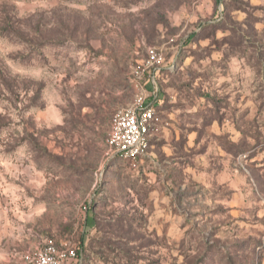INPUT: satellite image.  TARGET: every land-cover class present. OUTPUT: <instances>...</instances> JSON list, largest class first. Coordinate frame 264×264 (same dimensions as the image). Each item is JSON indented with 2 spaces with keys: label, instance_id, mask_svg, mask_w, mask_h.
Masks as SVG:
<instances>
[{
  "label": "rangeland",
  "instance_id": "obj_1",
  "mask_svg": "<svg viewBox=\"0 0 264 264\" xmlns=\"http://www.w3.org/2000/svg\"><path fill=\"white\" fill-rule=\"evenodd\" d=\"M137 86L157 121L129 161L105 139ZM43 244L264 264V0H0V264Z\"/></svg>",
  "mask_w": 264,
  "mask_h": 264
},
{
  "label": "built area",
  "instance_id": "obj_2",
  "mask_svg": "<svg viewBox=\"0 0 264 264\" xmlns=\"http://www.w3.org/2000/svg\"><path fill=\"white\" fill-rule=\"evenodd\" d=\"M163 61L160 51L149 49L142 73L150 74L159 70ZM137 87L139 94L133 104L113 115L105 139L109 152L129 161H135L147 152L149 131L157 121L155 117L157 89L146 93L141 86ZM20 259L23 264H78L80 260L76 249L69 244L39 245L22 253Z\"/></svg>",
  "mask_w": 264,
  "mask_h": 264
},
{
  "label": "trees",
  "instance_id": "obj_3",
  "mask_svg": "<svg viewBox=\"0 0 264 264\" xmlns=\"http://www.w3.org/2000/svg\"><path fill=\"white\" fill-rule=\"evenodd\" d=\"M118 221V220H117ZM118 223H120V221H118ZM76 254H78V256H79V251L78 250H76Z\"/></svg>",
  "mask_w": 264,
  "mask_h": 264
}]
</instances>
